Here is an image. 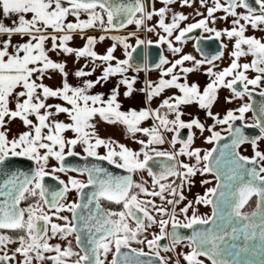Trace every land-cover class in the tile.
<instances>
[{
  "label": "snow or ice",
  "instance_id": "snow-or-ice-1",
  "mask_svg": "<svg viewBox=\"0 0 264 264\" xmlns=\"http://www.w3.org/2000/svg\"><path fill=\"white\" fill-rule=\"evenodd\" d=\"M0 16V264H170L161 251L175 252L182 243L188 250L176 253V264L179 258L264 264V35L248 34L264 33V0H0ZM218 21L229 26L218 29ZM129 25L156 33V41L137 32L111 34ZM77 39L82 44L76 46ZM105 40L113 43L98 53ZM189 40L195 54L184 51ZM205 42L217 48L210 51ZM153 44L166 46L173 59L161 52L150 66L146 50ZM118 46L123 59L115 56ZM141 46L143 63L133 55ZM226 51L229 62L220 67ZM69 58L85 63L69 71ZM196 73L207 78L203 85L190 80ZM53 74L60 81L45 83ZM113 78L108 94L93 91ZM222 89L231 93L226 103L242 101L223 115L213 111ZM137 92L144 106L125 109L121 97ZM191 106L212 123L191 113L185 119ZM17 121L22 130L14 133ZM101 123L122 128L138 148L101 137ZM197 133L211 149L195 146ZM246 144L251 156L240 152ZM70 157L86 163L72 167ZM89 158L126 174L113 175ZM144 174L148 179H135ZM197 174L212 175L215 185L188 200L184 189ZM87 188L93 190L85 200ZM72 191L78 199L69 201ZM250 201L254 208L243 211ZM194 205L211 206V215L198 214Z\"/></svg>",
  "mask_w": 264,
  "mask_h": 264
},
{
  "label": "flooded vegetation",
  "instance_id": "flooded-vegetation-1",
  "mask_svg": "<svg viewBox=\"0 0 264 264\" xmlns=\"http://www.w3.org/2000/svg\"><path fill=\"white\" fill-rule=\"evenodd\" d=\"M196 7H199V5L197 4ZM181 9H182L181 12H183V13H185V14H189V15L193 14V9L191 10L192 12H188V11H187V9L189 10V9H191V8H185V9H184V8H181ZM200 11H204V9H200ZM216 15H217V16H220V15H223V13L218 12ZM195 18H196V19H199V17H195ZM187 22H192V20L190 19V20L187 21ZM150 26H151V25H150ZM228 26H229V24H226V23L223 22V21H218L217 24H216V27H217L218 29H223V28L228 27ZM120 32H123V30H120ZM129 32H137V35L140 34V35H138L140 39H144V40H152L153 42L156 41V40H154V39H148V38L146 37V34H147L146 31L133 29V30H131V31H128V33H129ZM197 34H199V33L196 32V33H193L192 35H197ZM248 34H249V35H256L257 37H259V36H261V35H264V33L253 32L252 30H249ZM129 40H130V42H131L132 45H135V43H136V38H135V37H130ZM225 43H228V46H229V47H228V51H230V50H231V44H232V42H229V41H227V39H225ZM192 44H193V41H191V40H189L188 43H187V45L190 46V49H191L192 52H193ZM215 45H216V43L205 42V47H207L210 51L213 50V49H215ZM184 47H185V46H184ZM193 53H194V52H193ZM194 54H195V53H194ZM166 55H167V56H166ZM171 55H172V54H169L168 52L165 54V56H166L169 60L173 59V58H170ZM198 58H199V57H198ZM246 59H250V58H242V62H244ZM228 62H229V56H228V52L226 51V52H225V56H224V58H223V61H222V62H218V63H220V67H224V66H227ZM200 74H201V77L204 78V82H206L207 78H206L202 73H200ZM230 95H231V93L229 92V90H227V89H222V90H220V93H219L220 99H219V101L217 102V104H218L217 107H218L219 105L222 104V106H223V110L226 111L227 109H230V108H233V109H234V108L238 107L240 103H242V101H240V100H234V101H233L234 106L232 105V103H231V104L226 103L224 98H225V97H228V96H230ZM260 100H261V99H260ZM260 100H258L257 102H259ZM245 101H246V98H245ZM219 103H220V104H219ZM247 115H248V116H251V113H248ZM149 123H150V122H149ZM211 123H212V121L210 120V121L208 122V125H210ZM145 126H147V125H145ZM217 128H219V126H218ZM163 147H164V146H163ZM168 147H169V146L166 144L164 148H168ZM210 148H211V147H210ZM99 151H100L101 153H103V149H101V150H99ZM53 163H55V162L53 161ZM85 163H86V162H85ZM82 164H84V162H82L81 164H78V165L74 164V165H71V166H72V167H80ZM96 164H99L101 167L106 168V169H107L108 171H110L113 175H125V174H126V173L124 172V170H122V169H117V168H115L114 166L107 164L106 161H103V162L98 161ZM69 175H73V176H75V178H77V179H86L85 177L79 176V175H77L76 173H69ZM60 176H61V179H65V180L67 179V177H66L64 174H60ZM135 179H137V180L139 181L140 179H148V178H147L146 174H144L143 177L137 175V176L135 177ZM192 180H193V183H192L191 187H190V188H187V187H186V188L184 189V195L187 197L188 200H194V198H195V196H196L197 194H199V195H203V193H204V191H205V189H204L205 186H207V188H208V187H213V186L215 185L214 177H213L212 175H210V174H207V177H204V176H201V175L197 174L195 177L192 178ZM202 180H209V181H212V183H210V184H201V181H202ZM47 183H48V184H53L54 182H53L50 178H47ZM149 183H150V181H149ZM92 190H93L92 188H87V189L84 190V192H85V200H86V195H87V193H90ZM67 199H68L69 201H74V200L78 199V197H77V193H76L75 191H72V192L68 195ZM157 202H159V201L157 200ZM26 203H27V202H25V205H24V206H26ZM183 203H186V201H185V202H182V204L180 205L181 207L183 206ZM101 204H102V206H103L104 208H111V209H113V210H116V208H117V206L111 204V203L108 202V201H103V200H102V201H101ZM92 207H94V204L92 205ZM194 207H196V209H197L198 212H199L200 210H201V211H204V210H205V211L207 212V215H210V213H211L210 206L194 205ZM63 215H69V214L65 212V213H63ZM189 215H191V212L189 213ZM181 218H182V217H181ZM54 222H55V221H54ZM151 231H152V232H157L158 229L154 227ZM148 238H151V235H150V234H148ZM51 243L55 244V243H64V242L59 241V239H54V240L51 241ZM161 244H162V245H167V244H168V241H167V240L162 241ZM73 246H75V241H74V239H73ZM132 246H133V247H141V245H137V244H135V243H133ZM13 247H14V246H13ZM183 247H184V244L182 243L181 245H178V246H177L175 252H168V253H165V252L161 251V256H163V257L169 259L170 264H176V261H177V259H178L176 253H177V252H182L183 249H184ZM187 250H188V249H187ZM187 250H186V251H187ZM145 251H147V248H146V247H145ZM108 259H109V260L111 259V256H110V255H109ZM179 259H180V258H179Z\"/></svg>",
  "mask_w": 264,
  "mask_h": 264
},
{
  "label": "rangeland",
  "instance_id": "rangeland-1",
  "mask_svg": "<svg viewBox=\"0 0 264 264\" xmlns=\"http://www.w3.org/2000/svg\"><path fill=\"white\" fill-rule=\"evenodd\" d=\"M159 6H160V4L157 3V4H156V7H159ZM174 7H175V9H176L177 11H181V10H182L178 5H176V6H174ZM184 9H185V8H184ZM191 10H192V9H189V10L187 9L188 12H192ZM154 23H155V19H154L152 22H149V26H150L151 24H154ZM133 29H136L135 25H129V26L127 27V29H123V32H120L119 35H127L128 31H131V30H133ZM158 31H159V30H158ZM146 33H147V34H146V37H147L148 39H154V40L157 39V35H156V33H154V32H153V33H148V32H146ZM138 35H140V34H138ZM112 43H113V42H112L111 40H105V41H103L102 43H99V45H98L97 48H96V51H97L98 53H104L105 50H106V48L109 47ZM128 43L131 44L130 40H128ZM77 46H78V45H77ZM161 51L163 52L164 55L168 52L166 46H161ZM184 51H185V52H192V50L190 49V46H188L187 44H186L185 47H184ZM168 53L171 54L170 52H168ZM193 54H194V53H193ZM115 56H116L117 58H119V59H123V58H124L122 47H120V46L117 47V49H116V51H115ZM166 56H167V55H166ZM53 58H54V59H60V60H63V59H64L63 57H55V56H53ZM170 58H173L172 55H171ZM84 63H85V61H84V60H81V61L79 62V64H76V63H74V60H73L72 58H69V59H68V69H69V71H72L74 68H77V67H79L80 65H83ZM155 71H156V70L154 69V70H152L151 72H155ZM130 73H131V72H130ZM97 75H99V72H97ZM71 79H72V78H71ZM72 81H75V80L72 79ZM76 82H77V81H76ZM232 105L234 106L233 102H232ZM63 118H64L63 116L60 117V119H63ZM11 127H12L14 133L17 132V131L22 130L19 121H17L16 123H14ZM98 131H99V135H100L101 137H103V138H113V139H115V140H118V141L121 142V143L126 144L127 146H129V147H131V148H133V149L138 148V145H136V144L133 143L131 140H129V139H127V138L125 137V135H124V133H123V129L120 128V127L109 126V125H105V124L101 123L100 126H99V128H98ZM207 135H208V133H204V136H207ZM165 145H166V144H165ZM165 145H164V147H165ZM195 146H196V147H199V148H201V149L203 150V149H210V147H211L212 145H211V144H207V143H205L204 140H203V137L200 136L199 133H197V139H196V141H195ZM177 147H179V146H177ZM261 149L264 150V143L261 144ZM100 150H101V149H100ZM77 151H80V149L77 148ZM240 152H241V154H243V155L251 156V155H252L251 146H250V145H247V144H246V145H243V146L241 147V149H240ZM204 177H207V175H204ZM206 188H207V186L204 187V189H206ZM198 214H200V215H207V212H206L205 210H204V211H201V210H200V211L198 212ZM183 248H184V249H183L182 252H184V251L187 250L185 244H184V247H183ZM180 264H185V262L183 261L182 258H180Z\"/></svg>",
  "mask_w": 264,
  "mask_h": 264
},
{
  "label": "crops",
  "instance_id": "crops-1",
  "mask_svg": "<svg viewBox=\"0 0 264 264\" xmlns=\"http://www.w3.org/2000/svg\"><path fill=\"white\" fill-rule=\"evenodd\" d=\"M0 18H2V16H0ZM5 23H8L7 20H5ZM120 33V32H119ZM119 33H111L112 35H117ZM90 35H94V36H99L101 35L100 32L98 31H90L89 32ZM82 44V41H80L79 39H77L75 41V45H80ZM99 45V43L96 45L95 50L97 48V46ZM54 59V58H53ZM97 75V74H96ZM129 75H137L135 73H129ZM139 76V80L137 82V84L135 85V87L138 89L139 87L143 86V80L145 79V73L141 72L138 74ZM158 76V72H150L149 73V77L153 80H155ZM94 78V77H93ZM71 79V77H70ZM117 78H113L111 79L107 84H104L103 86H97L93 91L94 92H103L105 94H108L111 90V88L114 86L115 82H116ZM190 80L191 81H195L200 83L201 85H203L204 82V78L201 77L200 73H196L190 76ZM60 81V76L58 74H53V78L51 80H45V83L48 84H57ZM73 83H77L76 81H72ZM124 91V88L121 87V93ZM121 100L123 101L124 104V108L127 109L128 107H135L137 109H139L140 107H143L144 105L142 104V96L141 94H139L138 92L135 93L131 98L129 99H124L123 97H121ZM157 102L154 103L153 106L156 105ZM220 104V103H219ZM218 104H216V106L214 107L213 111L214 112H220L221 115H223V113L225 112V110H223V106L222 104L219 105L217 107ZM186 115H185V119H188V113H191L192 115H196L199 116V118L201 119L202 122H204L205 124H208V122L210 121V119H208L202 110H199L196 106H191L185 109ZM217 130H219V128H217Z\"/></svg>",
  "mask_w": 264,
  "mask_h": 264
},
{
  "label": "water",
  "instance_id": "water-1",
  "mask_svg": "<svg viewBox=\"0 0 264 264\" xmlns=\"http://www.w3.org/2000/svg\"><path fill=\"white\" fill-rule=\"evenodd\" d=\"M216 48H217V44L215 45V49ZM146 51H147V56H148V63L150 66L154 65L155 62H158L159 55L162 52L161 47H157V46H155V44H153V45L148 46ZM144 53H145V48H144V46H141L138 53H134L133 55L138 62L143 63ZM153 70H154V68H153ZM254 99H255V101H258L261 98L259 96H255ZM237 124H239V122H237ZM253 131L254 130H248V134H252ZM182 134L186 135V130H183ZM211 148H212V146H211ZM67 162L71 166L74 164H76V165L81 164L82 162L85 163L86 161L80 160L77 157H70V158H67ZM87 162L97 163L98 161H95L92 158H89V161H87ZM17 163L23 168L28 167V162H26V161H17ZM253 208H254V204H253V207L251 209L243 210V211L250 212ZM210 209H211V206H210ZM211 211H212V209H211ZM210 215H211V213H210ZM180 232L182 234H185V235L190 234V230H187V229H181Z\"/></svg>",
  "mask_w": 264,
  "mask_h": 264
},
{
  "label": "trees",
  "instance_id": "trees-1",
  "mask_svg": "<svg viewBox=\"0 0 264 264\" xmlns=\"http://www.w3.org/2000/svg\"><path fill=\"white\" fill-rule=\"evenodd\" d=\"M254 201H250L249 204L243 210H249L253 207Z\"/></svg>",
  "mask_w": 264,
  "mask_h": 264
}]
</instances>
